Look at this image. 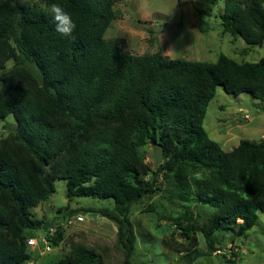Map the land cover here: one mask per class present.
Wrapping results in <instances>:
<instances>
[{"label": "trees", "instance_id": "1", "mask_svg": "<svg viewBox=\"0 0 264 264\" xmlns=\"http://www.w3.org/2000/svg\"><path fill=\"white\" fill-rule=\"evenodd\" d=\"M120 1L42 0L72 15L70 39L55 31L49 12L0 0V120L16 121L0 141V264H32L28 239L45 225L33 210L55 194L57 181L66 183L69 202H113L78 211L111 221L117 233L112 247L75 242L54 264H135L132 208L161 190L160 178L164 190L189 201V178L203 175L196 200L213 217L196 227L184 214L175 225L185 242H171L190 264L215 255L220 235L248 231L264 214V143L242 140L226 152L203 126L219 88L264 104V57L239 63L220 54L211 63L124 52L105 38ZM223 2V32L264 46V0ZM148 146L164 150L158 168L142 155ZM46 238L58 247L63 233Z\"/></svg>", "mask_w": 264, "mask_h": 264}, {"label": "rangeland", "instance_id": "2", "mask_svg": "<svg viewBox=\"0 0 264 264\" xmlns=\"http://www.w3.org/2000/svg\"><path fill=\"white\" fill-rule=\"evenodd\" d=\"M16 1L48 12L42 0ZM114 10L116 19L105 38L123 45L122 50L133 55L160 53L172 60L211 63L216 62L220 54L239 63L258 62L264 57V46H248L243 39L223 32V0H121ZM201 20L206 32L199 27ZM203 126L209 138L226 152L242 140L264 143V104L249 94L232 95L219 88L209 102ZM15 127L13 116L0 120V141L8 138ZM155 150L152 146L142 149L147 163H154ZM188 181L189 201L164 190L160 178L157 185L161 190L132 208L131 220L137 233L135 264H190L184 254L177 253L171 246L172 240L185 242L175 221L187 214L194 226L201 227L211 220L214 209L196 200L204 189L202 173ZM109 202L91 198H74L69 202L66 183L57 181L55 194L33 210L34 219L45 221V225L32 232L31 237L37 242L36 246L29 247L32 264L56 263L75 242L112 247L117 233L115 224L98 214L78 211L87 206L112 207ZM59 230L63 233L60 246L52 247L49 241L46 244L41 241L49 234L53 237ZM236 232L220 235L219 251L193 264H227L229 260L236 261L235 264H264V214L250 230L237 227ZM29 233L31 231L25 234ZM197 237L200 250L205 252L203 236L198 233Z\"/></svg>", "mask_w": 264, "mask_h": 264}, {"label": "clouds", "instance_id": "3", "mask_svg": "<svg viewBox=\"0 0 264 264\" xmlns=\"http://www.w3.org/2000/svg\"><path fill=\"white\" fill-rule=\"evenodd\" d=\"M51 21L55 26V31L63 38L74 39V32L77 24L72 15L59 4H51L48 7Z\"/></svg>", "mask_w": 264, "mask_h": 264}, {"label": "water", "instance_id": "4", "mask_svg": "<svg viewBox=\"0 0 264 264\" xmlns=\"http://www.w3.org/2000/svg\"><path fill=\"white\" fill-rule=\"evenodd\" d=\"M154 166L158 168L159 165L163 162L164 159V150L163 148L156 149L153 154Z\"/></svg>", "mask_w": 264, "mask_h": 264}, {"label": "built area", "instance_id": "5", "mask_svg": "<svg viewBox=\"0 0 264 264\" xmlns=\"http://www.w3.org/2000/svg\"><path fill=\"white\" fill-rule=\"evenodd\" d=\"M81 218L82 217H80L78 219H81ZM41 241L43 243H45V244L48 243V239L46 237L45 238H42ZM28 245L31 246V247H33V246H36L37 245V242L35 241L34 238H30V239H28Z\"/></svg>", "mask_w": 264, "mask_h": 264}]
</instances>
